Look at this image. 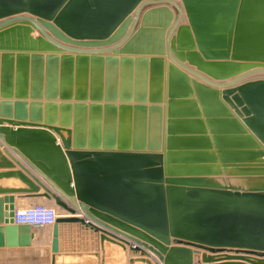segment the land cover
<instances>
[{"label": "water", "instance_id": "95a60500", "mask_svg": "<svg viewBox=\"0 0 264 264\" xmlns=\"http://www.w3.org/2000/svg\"><path fill=\"white\" fill-rule=\"evenodd\" d=\"M0 20V141L25 165L0 151V249L38 238L14 224L18 195L67 212L51 264L59 224L100 233L101 253L127 239L128 264H152L140 247L264 264V0H0ZM148 68L159 90L133 98Z\"/></svg>", "mask_w": 264, "mask_h": 264}, {"label": "crops", "instance_id": "0c3cea01", "mask_svg": "<svg viewBox=\"0 0 264 264\" xmlns=\"http://www.w3.org/2000/svg\"><path fill=\"white\" fill-rule=\"evenodd\" d=\"M132 16V15H130ZM6 20V19H4ZM140 21V20H139ZM0 22H2V20H0ZM138 28V27H137ZM129 31V29H128ZM38 35V33L36 31H34L31 34V37H36ZM175 36V33L172 35ZM146 42H147V36H145ZM151 44H153V38L150 39ZM1 53V52H0ZM31 54V53H30ZM164 63L165 65L167 63H169V60L167 59V56H164ZM184 64L186 66H189L187 62H184ZM190 68L195 70V67L193 66H189ZM120 69L121 67L118 68V73L120 75ZM136 69H141V67H137L136 65L133 66V68L131 69L134 74L136 72ZM140 71V70H139ZM142 74L145 76V72L144 70L142 71ZM148 77V83H147V88L143 87V84L141 82H139L137 84V88L135 87V80L133 78L132 80V86L131 89H126L127 92H130L131 96L134 98L135 94H145V96H147L149 98V94L151 92V85L153 87H155L154 85V81L152 80L150 82V78H151V74H150V68H148L146 70V76ZM190 78L192 79L193 77L190 76ZM140 80V79H138ZM217 82H225V81H217ZM151 84V85H150ZM127 86H125L126 88ZM119 90V89H118ZM153 92L156 94V90L157 88L155 87V89H152ZM163 96H165L164 92H163ZM164 99V98H163ZM0 101H2V99H0ZM14 101V99H13ZM185 114H187L188 116H190L188 119L191 120L192 123L191 124V129L192 130H196L197 129V120L195 121V119L191 118L192 117V108L190 105L188 106H184L183 111H181ZM28 114H29V110H28ZM203 120L204 117L202 116ZM197 125V126H196ZM3 127H8L10 129H15L16 127L8 125L7 123H3L2 124ZM194 135H192V133L188 136V138H185L187 141H185V144L189 145L190 147V151L189 156L190 157H196L197 155L195 153L192 152H197V150L195 149L194 146L198 147L199 143H201L199 140L196 139V137H194ZM4 149H6L10 155L15 158L16 160H18L20 163H22V161L13 153L9 150V147L6 146L4 143H2L0 141V151L2 152ZM3 153V152H2ZM5 155V154H4ZM6 156V155H5ZM7 157V156H6ZM9 160H11L10 157H7ZM23 164V163H22ZM24 165V164H23ZM25 166V165H24ZM17 169H19L18 166H16ZM230 169V168H229ZM1 171V170H0ZM225 178V177H224ZM234 182V181H232ZM0 186H4V180L0 179ZM44 202L47 205H52L51 201H48L44 198H39V197H27V196H18L15 195V208L16 209H21L24 208L26 206L32 205V204H38ZM78 218H83L86 219L83 214H79V212H77V214L75 215ZM33 232H36L37 234L42 233L43 234V229L40 230H32ZM107 232H110L109 230H106ZM113 234V233H111ZM68 237L67 241L69 242V245H77L78 248L73 249L71 246V248H64V236ZM100 235V233H97V238H95L94 233L89 229V228H83L81 229V226L79 227H73L71 225H66V226H62L61 231H60V243H59V250L60 252L57 253L58 257L59 254L61 253H68L71 254V261H73L72 263H75V261H77L78 256L77 255H82L85 254V256H90V257H94V258H98L99 260H101V264H128V260L130 258H134V257H140V252L137 253V255H134L133 253H131L129 251L130 246L132 245V243L130 241H128L127 239H124L123 237L120 236V238L122 240H124V242H128L125 243V247H126V252H124L119 246L112 244L110 242L105 241L103 244V250L104 253H101L100 251V243H99V239L98 236ZM76 237V238H75ZM51 241H52V236H51V230L49 229V231L45 234H43L41 236V238L39 239H35L31 241V246L28 248H17V249H0V264H51V257L53 256L52 253L50 252V248H51ZM67 243V242H66ZM106 245H109L110 248H115L117 251H119L120 254V258L119 259H115V258H109L107 259V254H106ZM170 247V246H169ZM42 249H46V254L47 256H41V252L40 250ZM19 249V251H17ZM141 250H143L146 254V256H148L150 259H155V257H153V255L140 247ZM14 250V251H13ZM199 254H202V251H199ZM207 255H209L208 253H206ZM224 254H229L232 255L231 253H217L211 256H221ZM99 255V256H98ZM84 256V255H83ZM82 256V257H83ZM81 257V258H82ZM252 258H254L255 260H258L259 262H264V258H259V257H255V256H251ZM112 259V260H110ZM88 261V260H87ZM86 261V262H87ZM85 262V264H86ZM84 263V262H83ZM82 262L77 263V264H83ZM231 263H236V264H248V263H243L241 261H215L213 263L210 264H231ZM203 264V263H201Z\"/></svg>", "mask_w": 264, "mask_h": 264}, {"label": "built area", "instance_id": "2783aa9c", "mask_svg": "<svg viewBox=\"0 0 264 264\" xmlns=\"http://www.w3.org/2000/svg\"><path fill=\"white\" fill-rule=\"evenodd\" d=\"M58 210L43 204H32L14 211V224L29 226L31 230L53 227L58 219Z\"/></svg>", "mask_w": 264, "mask_h": 264}, {"label": "bare ground", "instance_id": "6f19581e", "mask_svg": "<svg viewBox=\"0 0 264 264\" xmlns=\"http://www.w3.org/2000/svg\"><path fill=\"white\" fill-rule=\"evenodd\" d=\"M150 74H151V70H150ZM153 80V79H152ZM155 82V81H154ZM176 85V84H175ZM152 89H155V87H153L152 85H151V92H150V94L151 93H153V90ZM159 89H158V87H157V90H156V92L158 91ZM150 94H149V97H150ZM138 95H142V93L141 94H138ZM147 97V96H146ZM148 98V97H147ZM192 119H193V117H191ZM228 168H231V167H228ZM39 198H44V199H46V200H48V201H51L52 202V205H50L51 207H54V208H56L57 210H58V218H61V217H65L66 215H67V212H65V211H63V210H61L60 208H58L56 205H55V203H54V201L53 200H51V199H47V198H45V197H39ZM69 225H71V226H77V227H79V225H76V224H69ZM62 226H63V224H59L58 225V227H59V243H60V231H61V228H62ZM64 226H66V225H64ZM52 228L53 227H50L49 229L51 230V236H52ZM81 229H82V227H81ZM48 230H46V229H43V234H45L46 232H47ZM42 233H39V234H37V236H38V238L37 239H39V238H41V236L43 235ZM35 240V239H34ZM107 247H106V254H107V259H109V258H115V259H119L120 258V252L119 251H117L115 248H110V246L109 245H106ZM59 252H60V250H59ZM99 256V255H98ZM89 258H94L93 256L92 257H90V256H88ZM119 257V258H118ZM71 257H64V259L63 260H66V259H70ZM134 258H139V257H134ZM98 260H99V257L97 258ZM147 259H149L151 262H152V264H155V260L154 259H150L149 257L147 258ZM60 257H58V255L57 254H55V257H54V264H67L66 262L67 261H63ZM86 264H88V262L86 263ZM134 264H144V263H140V262H135Z\"/></svg>", "mask_w": 264, "mask_h": 264}, {"label": "rangeland", "instance_id": "374dc122", "mask_svg": "<svg viewBox=\"0 0 264 264\" xmlns=\"http://www.w3.org/2000/svg\"><path fill=\"white\" fill-rule=\"evenodd\" d=\"M39 204H43V205H45V206H49V207H51L50 205H47L46 203H44V202H41V203H39ZM43 229H46V230H48L49 231V228H43ZM47 231V232H48ZM46 232V233H47ZM76 238V237H75ZM67 239H68V237H67V235L66 236H64V248H71V247H77V245H69V242L67 241ZM67 242V243H66ZM71 246V247H70ZM14 251V250H13ZM17 251H19V249L17 250ZM40 252L42 253L41 254V256L43 255H45L47 252H46V249H42L41 248V250H40ZM84 255V256H83ZM46 256V255H45ZM78 256V258H80V259H78L77 261H75V263H72L73 261H71V258L70 259H66V260H63L64 259V257H72V255L71 254H68V253H61V254H59V257L63 260V261H67L66 263L67 264H77V263H80V262H84L83 264H85V262L87 261L88 262V264H101V260H98L97 258H89L88 256H85V254H82V255H77ZM83 256V257H82ZM82 257V258H81ZM110 260H112V259H110ZM86 262V263H87ZM124 264V263H123Z\"/></svg>", "mask_w": 264, "mask_h": 264}]
</instances>
